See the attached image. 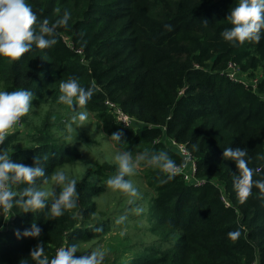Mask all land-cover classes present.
Here are the masks:
<instances>
[{"label": "trees", "instance_id": "obj_1", "mask_svg": "<svg viewBox=\"0 0 264 264\" xmlns=\"http://www.w3.org/2000/svg\"><path fill=\"white\" fill-rule=\"evenodd\" d=\"M26 2L50 25L65 10L71 18L67 27L57 28L52 48L33 46L14 62L0 57V91L34 93L32 110L0 149L29 166L40 157L51 187L57 171L75 179L83 211L77 215L78 207L55 220L47 219L48 208L35 213L13 208L7 220L0 215V264H34L30 251L38 243L49 258L73 243L81 250L77 257L116 244V264H264V197L253 187L241 204L233 188L235 162L223 159L227 147L247 148L254 180L264 178V159H259L264 156V30L259 43L243 45L221 35L232 27L226 18L238 0ZM230 63L236 67L233 78L227 73ZM69 77L86 89L96 87L87 105L77 108L93 123L88 134L67 130L74 113L58 97L59 84ZM107 99L133 118V126L116 122ZM117 131L123 133L122 144L110 139ZM103 142L131 151L133 158L146 150L166 151L177 164L183 161L182 144L194 158L193 178L200 183L180 173L168 180L159 169L141 164L126 177L140 193L129 205L127 195L108 192L105 182L117 169L111 154L98 149L91 162L82 159L85 147ZM78 163L84 168L75 173ZM106 193L113 200L101 198V208L98 198ZM137 206L144 211H128L122 224L115 223ZM33 223L42 229L38 238H17V230Z\"/></svg>", "mask_w": 264, "mask_h": 264}, {"label": "clouds", "instance_id": "obj_2", "mask_svg": "<svg viewBox=\"0 0 264 264\" xmlns=\"http://www.w3.org/2000/svg\"><path fill=\"white\" fill-rule=\"evenodd\" d=\"M59 11V10H57ZM71 18L70 12L64 11L63 16L50 25L47 19L40 20L26 0H0V57L11 62L20 60L26 53L33 49L45 50L52 48L57 40L58 27H67ZM226 20L231 23L230 29H225L221 35L225 41L236 45H243L246 41L259 43L264 30V0H238ZM208 21L204 20L207 25ZM61 95L58 103L69 106L73 115L67 125V130L73 132L72 125L84 126L88 120L87 111H77L84 108L96 91L95 85L89 88L81 86L78 78L69 77L67 81L59 84ZM34 93L27 89L14 91H0V145H3L7 136L28 115L33 108ZM123 133L114 132L110 139L122 144ZM248 149L240 147H227L223 151V159L235 162L238 174H233V188L241 204L245 203L252 195L253 187L259 189L264 197V178L254 180V169L248 166ZM117 165L116 174L106 180V186L128 196L127 203L133 205L140 199V193L131 179L136 174L138 167L143 164L147 167L159 169L171 180L179 172L182 165H177L166 151L141 152L133 158L131 151H117L112 158ZM259 159H264L260 156ZM47 160V157H44ZM55 187L49 185V177L42 165L40 157H35L33 165L13 162L7 150L0 149V215L5 220L9 219L12 209L17 208L23 213L37 212L48 208L47 219L55 220L62 217L66 211L79 207V193L77 181L69 179L64 171H57L50 177ZM38 181L40 183L38 184ZM23 186V187H22ZM56 187L60 191H56ZM49 201L50 207H49ZM140 214L144 209L140 206L128 209L124 215L116 219L117 225L127 219V212ZM95 232L103 231L102 227H95ZM42 229L33 223L30 228L22 233L17 230V238H38ZM238 233H229L235 238ZM81 251L78 243L67 247H60L55 255L49 258L45 254L43 243H38L31 251L30 257L34 264H104L107 255L102 246L91 250L90 255L75 256ZM20 264H28L21 260Z\"/></svg>", "mask_w": 264, "mask_h": 264}, {"label": "rangeland", "instance_id": "obj_3", "mask_svg": "<svg viewBox=\"0 0 264 264\" xmlns=\"http://www.w3.org/2000/svg\"><path fill=\"white\" fill-rule=\"evenodd\" d=\"M86 123H88V124H86ZM92 125H93V123L89 122V120H87L85 122L84 126L77 128V125L73 124L72 127L75 128V131H74L75 133H78L79 131H81L83 129V131L86 130V132L88 134V133L92 132L91 131ZM92 146H93V144H91L89 148L85 147V149L82 153L83 161L91 162V160L96 158V153H97L96 150H98V149L100 152H104L107 155L111 154L112 155L111 158H113V156L117 152V149L113 145H110L106 142L100 143L98 145L96 144L93 146V149H91ZM83 168H84V165L82 163H78L77 165L74 164V166L72 167V171L75 173H80L83 170ZM137 169L139 170V167ZM44 187H51V183H49V185H45ZM108 192L116 193V191H113L111 189ZM101 198L106 199L105 202H111L113 200V198L110 194L106 193V194L102 195L101 197L98 198L99 207H101V208L103 207V205L105 203V202H101V200H100ZM104 248L107 251V255L105 257L104 264H116V262H118V260L120 258V255L118 256L119 248H116V244H111L108 246V248H106V247H104Z\"/></svg>", "mask_w": 264, "mask_h": 264}, {"label": "built area", "instance_id": "obj_4", "mask_svg": "<svg viewBox=\"0 0 264 264\" xmlns=\"http://www.w3.org/2000/svg\"><path fill=\"white\" fill-rule=\"evenodd\" d=\"M76 51L81 52L80 49H77ZM235 69H236L235 64L230 63L228 65L227 73L231 78H233L235 75ZM105 103L110 108V111L113 114V117L118 124L124 127L133 126V118L127 112H125L118 104H116L115 102L109 99L105 100ZM178 150L183 158L182 163L177 164V165H182L178 173H180V175H182V177L185 180H194L200 183V181L193 178V174L196 171V166L192 155L182 144L178 145Z\"/></svg>", "mask_w": 264, "mask_h": 264}, {"label": "water", "instance_id": "obj_5", "mask_svg": "<svg viewBox=\"0 0 264 264\" xmlns=\"http://www.w3.org/2000/svg\"><path fill=\"white\" fill-rule=\"evenodd\" d=\"M82 211H83V207H82V205H80L79 208L76 211V214L80 215Z\"/></svg>", "mask_w": 264, "mask_h": 264}]
</instances>
